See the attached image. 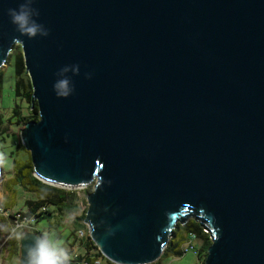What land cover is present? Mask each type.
I'll use <instances>...</instances> for the list:
<instances>
[{"label": "water", "instance_id": "95a60500", "mask_svg": "<svg viewBox=\"0 0 264 264\" xmlns=\"http://www.w3.org/2000/svg\"><path fill=\"white\" fill-rule=\"evenodd\" d=\"M20 2L0 0V65L21 47L38 114L21 141L40 181L95 180L102 256L153 263L192 212L204 264H264V0H35V38L11 23Z\"/></svg>", "mask_w": 264, "mask_h": 264}, {"label": "trees", "instance_id": "16d2710c", "mask_svg": "<svg viewBox=\"0 0 264 264\" xmlns=\"http://www.w3.org/2000/svg\"><path fill=\"white\" fill-rule=\"evenodd\" d=\"M17 47L19 46L17 45ZM24 72V60L19 51L15 60V102L11 108V119L15 118V122L22 126H25L28 122L37 121L38 119L36 102L31 106L32 87L29 81L28 85H26V88H29V90L26 92L25 97L22 96L23 93L21 89L25 88V85L21 78V74H24ZM17 98L18 100H16ZM21 101L26 104L25 114L22 112L23 107L20 104ZM3 122V116L0 113V126ZM6 122H10V120L8 119ZM19 141L20 143H18L17 147H19L20 144L24 146L21 139H19ZM24 149L27 150L25 146ZM12 170V176L8 178V180L6 179L1 186V188H5L4 190L9 196L4 197L0 202V238L2 241L8 242L9 252L11 253L10 258L14 255L19 256L18 234L22 235L25 232H30L38 236L44 235V233L37 228V223L41 219L46 218L52 226L57 228L61 225L62 219H64L63 217L70 215L73 216L71 220L72 230L70 232L72 239H70V241L68 240L70 243L66 244H68L69 247L73 246V240L75 239L76 243L83 249L82 252L79 251L74 253L76 254V258L73 262L76 264L77 261L84 260L88 264H95L99 259H103L104 264H115L102 256L89 237L88 227L85 221L87 207L83 210L80 209V203L82 201L76 190L56 187L37 179L34 176V168L29 154L21 165H18V162L13 160ZM17 188L22 192L32 195L33 198L25 200L22 208L13 213L12 209L17 204ZM84 190L86 191V195H88L91 192V187L87 186ZM4 213L7 214L5 215ZM188 234L195 235L198 243L197 249L196 245L194 248L195 253L198 257L199 264H204L207 250L211 245L212 234L207 225L192 212H187L184 216H181L174 228L170 231L160 258L150 264H160L165 259L181 257L187 252L184 248V243L187 240ZM93 250H95V252H93ZM70 252L72 253V251Z\"/></svg>", "mask_w": 264, "mask_h": 264}, {"label": "rangeland", "instance_id": "374dc122", "mask_svg": "<svg viewBox=\"0 0 264 264\" xmlns=\"http://www.w3.org/2000/svg\"><path fill=\"white\" fill-rule=\"evenodd\" d=\"M18 48V49H17ZM21 52V47H13V49L9 52L5 62L0 65V113L3 116V124L0 126V157H2V162H0L2 177L0 179V202L4 199V197L9 196L5 192V188L2 187L3 182H5L6 177H11L13 174L12 170V161L16 160L18 165H21L23 161H25L28 157L29 151L24 149V146L21 144L17 147L18 143H20L19 139H21V132L23 131L22 125L15 122V118L11 119L13 104L15 102L14 95V82H15V60L16 56ZM22 54V52H21ZM21 78L25 85V88L21 89L23 93L22 96L25 97L26 92L29 88H26L28 85L29 76L25 71L24 74H21ZM31 85V84H30ZM21 99V98H19ZM18 100V98L16 99ZM19 102V101H18ZM23 114H25L26 104L25 102H20ZM10 122H6L7 120ZM30 156V155H29ZM8 180V179H7ZM95 180L91 181L87 186L91 187V191L94 187ZM87 186H83L75 189L68 190H76L79 194V198L82 201L80 203V209H85L87 207V203L85 202L86 191L84 190ZM67 189V188H64ZM17 190L16 196V206L12 209V212L15 213L19 209L22 208L23 202L27 199H32L33 196L22 192L19 188ZM80 213V212H79ZM5 215L7 213H4ZM78 216V215H77ZM62 219L61 225L57 228L52 226L46 218L41 219L37 223V228L44 233V235H48L55 240H57L68 252L69 250L82 252L83 249L80 248L79 244L76 243V240H73V246H68L66 243H70V239H72L70 232L72 230L71 220L73 216H64ZM88 226V225H87ZM89 229V226H88ZM87 229V230H88ZM79 235V234H78ZM77 235V236H78ZM80 236V235H79ZM1 237V236H0ZM69 240V241H68ZM197 241L195 242L197 249ZM95 252V250H93ZM11 253L9 252V244L7 241H2L0 238V264H18L19 256L14 255L10 258ZM196 253L191 250L185 252L181 257L176 258H168L163 260L160 264H199ZM99 264H104L103 259H99Z\"/></svg>", "mask_w": 264, "mask_h": 264}, {"label": "clouds", "instance_id": "9594fccd", "mask_svg": "<svg viewBox=\"0 0 264 264\" xmlns=\"http://www.w3.org/2000/svg\"><path fill=\"white\" fill-rule=\"evenodd\" d=\"M34 2L35 0H21L18 8L7 10L16 30L28 38L49 34V30L35 19L40 13L37 8L33 7ZM54 89H58V95L61 96L70 94L65 81L55 84ZM0 162H2V157H0ZM20 235L18 234L17 238H20ZM70 260L69 252L57 240L48 235H41L34 236L30 243L25 244L22 264H70Z\"/></svg>", "mask_w": 264, "mask_h": 264}, {"label": "built area", "instance_id": "2783aa9c", "mask_svg": "<svg viewBox=\"0 0 264 264\" xmlns=\"http://www.w3.org/2000/svg\"><path fill=\"white\" fill-rule=\"evenodd\" d=\"M88 226H89V224H87ZM87 226V227H88ZM195 242H196V237H195V235L194 234H188V236H187V240H186V242L184 243V248H185V250H191V251H193L194 253H195ZM70 251H72V250H69V252ZM76 251H72V253L70 252L69 254H70V256H71V260H70V264H75L74 262H73V260L76 258V254H74ZM71 262H73V263H71ZM76 264H88L86 261H77V263ZM95 264H99V261H96L95 262Z\"/></svg>", "mask_w": 264, "mask_h": 264}, {"label": "crops", "instance_id": "0c3cea01", "mask_svg": "<svg viewBox=\"0 0 264 264\" xmlns=\"http://www.w3.org/2000/svg\"><path fill=\"white\" fill-rule=\"evenodd\" d=\"M8 178H10V177H6V179H8ZM2 201V200H1Z\"/></svg>", "mask_w": 264, "mask_h": 264}, {"label": "bare ground", "instance_id": "6f19581e", "mask_svg": "<svg viewBox=\"0 0 264 264\" xmlns=\"http://www.w3.org/2000/svg\"><path fill=\"white\" fill-rule=\"evenodd\" d=\"M80 188V187H79Z\"/></svg>", "mask_w": 264, "mask_h": 264}]
</instances>
